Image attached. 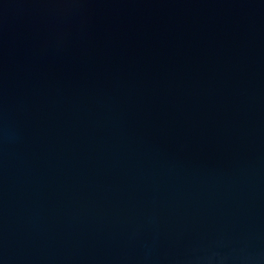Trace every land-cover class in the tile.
<instances>
[{
	"label": "water",
	"instance_id": "1",
	"mask_svg": "<svg viewBox=\"0 0 264 264\" xmlns=\"http://www.w3.org/2000/svg\"><path fill=\"white\" fill-rule=\"evenodd\" d=\"M0 264H264V0H0Z\"/></svg>",
	"mask_w": 264,
	"mask_h": 264
}]
</instances>
